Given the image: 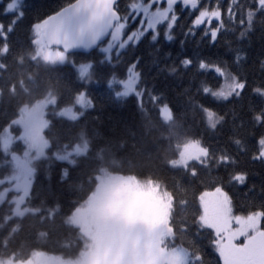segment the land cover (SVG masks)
I'll return each instance as SVG.
<instances>
[{
  "label": "trees",
  "instance_id": "trees-1",
  "mask_svg": "<svg viewBox=\"0 0 264 264\" xmlns=\"http://www.w3.org/2000/svg\"><path fill=\"white\" fill-rule=\"evenodd\" d=\"M7 2L10 0L0 1L4 6ZM67 2L23 0L26 15L9 34L6 53L2 51L5 42L0 40V135L24 105H32L49 94L56 98L55 104L49 105L45 111L47 155L32 161L33 180L23 204L35 211L12 215L11 198L15 192H10L0 203V258L26 260L37 251L65 259L77 258L84 247L83 238L80 229L69 223L68 218L90 197L96 187V177L103 171L158 183L169 193L172 237L165 241L167 247L180 246L191 250L194 238L191 232L181 231L182 222H191L198 211L199 195L214 190L219 178H223L222 186L233 200L234 214L243 215L259 209L264 203V162L252 157L254 138L264 133V129L250 122L249 107L264 105V97L253 92L264 81V28L257 23L242 37L245 26L239 23V16L229 21L225 12L221 34L213 43L204 35L206 25L194 28V35H184L195 18L189 11L181 15L173 41L161 38L159 44L151 45L144 40L139 45L135 53L143 57L136 69L142 74L139 87L144 88L146 82L148 88L155 89L156 95L162 96L161 104L167 103L173 110L175 125L163 121L157 107L148 103L147 97L144 98L146 111L143 113L137 107L135 96L115 98L99 75L93 78L88 89L94 98L95 110L69 119L58 115L57 110L75 100L68 82L72 79V68L35 58V44L30 32V26L38 18H45ZM215 2L212 0L213 4ZM220 2L226 8L228 0ZM125 3H131V0H121V7ZM204 3L207 4L208 0ZM10 19L12 17L0 12V23L7 25ZM135 26L130 24L129 30ZM99 51L97 48L90 53L76 52L71 58L77 62L102 59ZM237 55L241 58L239 63L236 62ZM130 56L131 52L113 60L104 72L123 79ZM185 56L194 61L202 58L219 63L229 73L245 77L248 87L242 98L214 100L198 91L205 83L216 90L224 82L223 78L218 79L214 72L201 73L195 65L184 69L180 60ZM171 68L176 71H169ZM197 104L217 111L225 121L216 129L208 128L203 114L193 107ZM11 129L19 133L18 126ZM180 137L199 139L217 154L226 149L236 163L227 171L223 167L217 169L215 165L207 171L200 168L199 176L193 179L183 169L170 165V161L178 157ZM83 140L87 151L75 156L73 162L56 157L57 153H63ZM235 140L243 141L242 145L237 147ZM23 147L18 141L12 145V150L21 153ZM11 170L12 163L0 143V177ZM233 171L245 172L246 183H229L228 172ZM182 201L186 204L183 205ZM211 241L208 231L199 233L195 240L204 264H217L218 256Z\"/></svg>",
  "mask_w": 264,
  "mask_h": 264
},
{
  "label": "snow or ice",
  "instance_id": "snow-or-ice-1",
  "mask_svg": "<svg viewBox=\"0 0 264 264\" xmlns=\"http://www.w3.org/2000/svg\"><path fill=\"white\" fill-rule=\"evenodd\" d=\"M189 11L195 18L184 35H194V28L206 25L204 35L210 37L213 43L221 34L225 12L229 21L239 16V23L245 26V30L241 32L242 37L257 23L264 28V0H228L226 8L220 0H216L215 4L212 0H208L207 4L204 0H131V3H125L123 7L121 0H68L59 10L43 19L38 18L30 26L31 41L47 50L62 66L72 68V79L68 82L82 112L95 110L94 98L88 89L93 78L99 75L115 98L135 96L137 107L143 113L146 111L144 98L147 97L148 103L157 107L162 120L175 125L173 110L169 104H161L162 96L156 95L154 88H148L146 82L144 88L139 87L142 74L136 69L143 57L135 53L144 40H148L151 45L159 44L161 38L173 41V33L181 15ZM0 12L12 17L7 25L0 23V40L5 42L2 51L6 53L7 38L25 18L26 6L23 0H10L6 6L0 3ZM130 21L136 26L129 31ZM180 27L183 28V25ZM106 39L107 46L100 48ZM96 48H100L99 55L102 59H85L80 62L69 59L75 49L94 51ZM129 52L131 56L126 78H117L110 72H104L113 60H119ZM240 59L237 55L236 62L239 63ZM180 65L184 69L195 65L201 73L214 72L218 79L223 78L224 83L215 91L206 83L198 90L214 100L241 99L248 87L245 77L231 74L219 63L207 59L197 58L194 61L185 56L180 60ZM169 71L174 72L176 69L171 68ZM261 85L255 87L253 92L264 97V81ZM193 107L203 114L208 128L216 129L225 121V117L212 108L198 104ZM249 114L253 126L264 129V105L250 106ZM234 143L239 147L243 141L235 140ZM254 143L252 158L264 162V133L254 138ZM177 147L178 161L175 166L183 169L193 179L199 176L200 168L207 171L215 165L217 169L223 167L227 171L236 163L234 156L226 149L219 150L217 154L211 146H204L199 139L180 137ZM246 180L245 172H228L229 183L242 185ZM222 184L223 178H219L214 191L202 192L198 198L197 213L190 223L187 220L182 222L181 231L191 232L194 242L191 250L186 247L174 250L175 264H204L200 250L195 246V240L202 231H208L212 236V247L218 256L217 264H264V203L257 210L236 215L233 212V200ZM182 204L185 205L186 201H182ZM192 229L196 231L192 232Z\"/></svg>",
  "mask_w": 264,
  "mask_h": 264
},
{
  "label": "rangeland",
  "instance_id": "rangeland-1",
  "mask_svg": "<svg viewBox=\"0 0 264 264\" xmlns=\"http://www.w3.org/2000/svg\"><path fill=\"white\" fill-rule=\"evenodd\" d=\"M130 24L133 26L131 21ZM106 46L107 40L100 48ZM34 57L60 63L39 44H35ZM69 59L73 60L71 56ZM55 102V96L49 94L32 105H24L11 125L1 132V148L8 154L12 170L0 177V203L10 192H15L11 198L12 215L21 216L35 211L23 204L33 180L32 161L47 155L49 143L44 136L47 126L45 111ZM57 113L76 119L74 117L83 112L75 99L73 104L58 109ZM12 126H18L19 133L12 131ZM18 141L24 145L21 153L12 150V145ZM86 151L87 144L83 140L63 153H57L56 157L73 162L75 156ZM177 161L178 157L171 160L170 165L176 167ZM96 179V187L90 197L68 218L69 223L80 229L83 238L84 247L77 258L65 259L37 251L26 260L0 258V264H175L174 250L180 246L165 245V241L172 237L169 193L158 183L133 175L103 171Z\"/></svg>",
  "mask_w": 264,
  "mask_h": 264
},
{
  "label": "water",
  "instance_id": "water-1",
  "mask_svg": "<svg viewBox=\"0 0 264 264\" xmlns=\"http://www.w3.org/2000/svg\"><path fill=\"white\" fill-rule=\"evenodd\" d=\"M109 38V37H108ZM107 38V39H108ZM106 39V40H107ZM105 40V41H106ZM97 49V48H96ZM91 51H93V50H85V49H75V50H73V53H76V52H79V53H90Z\"/></svg>",
  "mask_w": 264,
  "mask_h": 264
}]
</instances>
